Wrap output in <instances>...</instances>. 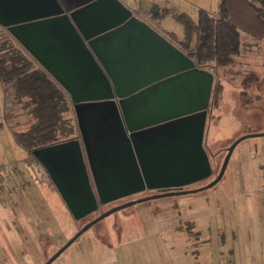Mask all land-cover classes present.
Listing matches in <instances>:
<instances>
[{"label": "water", "instance_id": "water-1", "mask_svg": "<svg viewBox=\"0 0 264 264\" xmlns=\"http://www.w3.org/2000/svg\"><path fill=\"white\" fill-rule=\"evenodd\" d=\"M0 25L57 80L43 62L48 51L34 41L41 39L45 28L68 39L58 46L77 60L69 64H82L86 74L79 78L94 82L67 91L80 137L32 152L76 221L96 212L99 205L212 177L204 141L215 74L199 68L120 0H0ZM248 137L254 136L227 149L219 174L207 186L165 192L107 211L46 264L119 210L213 188L223 179L235 148Z\"/></svg>", "mask_w": 264, "mask_h": 264}, {"label": "rangeland", "instance_id": "rangeland-1", "mask_svg": "<svg viewBox=\"0 0 264 264\" xmlns=\"http://www.w3.org/2000/svg\"><path fill=\"white\" fill-rule=\"evenodd\" d=\"M120 1L140 21L160 22L158 26L180 38L184 28L174 15L197 19L200 9L217 13L220 4V0ZM162 11L168 12L163 18L158 15ZM241 43L237 64L228 69V77L219 76L220 103L213 112L211 108L207 120L205 147L217 155L214 161L210 158L213 175L186 190L207 186L219 174L227 149L254 136L235 148L218 186L119 210L84 232L52 264H262L264 136L258 135L264 133V40L242 32ZM252 73L260 82L251 86L249 103L240 95L241 83ZM73 117L76 124L69 120ZM31 124L11 86L0 81V264H46L100 214L145 197H125L76 221L47 171L15 143L12 132L27 131ZM71 129L79 131L69 109L61 141L74 138Z\"/></svg>", "mask_w": 264, "mask_h": 264}, {"label": "trees", "instance_id": "trees-1", "mask_svg": "<svg viewBox=\"0 0 264 264\" xmlns=\"http://www.w3.org/2000/svg\"><path fill=\"white\" fill-rule=\"evenodd\" d=\"M167 13L162 11L158 15L163 18ZM174 17L182 24L184 37L178 41L176 34L167 32L169 39H173V44L195 61L199 68L218 76L212 96L213 112L220 103L219 96L223 90L219 76L228 77V69L237 64L242 47L241 33L244 32L257 40H264V0H220L217 13L200 9L197 19L188 14ZM0 81L7 88L11 86L14 98L29 112L32 119L27 131L12 132L18 146L32 154L34 150L64 142L59 138L64 114L69 109L74 114L69 94L59 89L50 76L38 71L32 61L26 59L21 52H17L9 42L0 43ZM259 82L255 73L243 79L240 95L246 102H251L249 95L251 86ZM69 120L76 124L74 117ZM69 134H75L76 138L78 132L71 129ZM216 158L215 153V158L211 160L214 161ZM206 190L209 189L197 193Z\"/></svg>", "mask_w": 264, "mask_h": 264}, {"label": "crops", "instance_id": "crops-1", "mask_svg": "<svg viewBox=\"0 0 264 264\" xmlns=\"http://www.w3.org/2000/svg\"><path fill=\"white\" fill-rule=\"evenodd\" d=\"M135 16H137V14H135ZM146 23H148L151 27H153L157 31L159 32L161 31L160 33L165 34L166 37H168V39H169V35H167L166 33L167 32L174 33L173 31H169L167 29H163V27L161 26H158V25H161L160 22L158 23L146 22ZM39 35L41 39H38L37 41H34V42L39 44V46L44 47L48 51V56L47 57L44 56L45 59L43 60V62L49 68L53 69V72H55V74L60 78L59 80L54 78L51 75V73L44 68L42 63H40L16 38H14L8 32L6 28L0 25V43L4 44L6 42H9L10 44H12L14 48L17 50V52H21L25 56L26 59H29L32 61V63L34 64L35 68L38 71L44 72L45 74L50 76L53 79V81H55L59 89L67 92L68 90L81 89L80 87L82 85L94 83V82L88 83V82H85L83 79L79 78L81 75L86 74L82 64L78 62L75 64L73 63L69 64L68 61H77V60H74V58L65 56L64 54L66 53H65L64 47L58 46V45H64L68 43L69 41L68 39L63 38V37H56V35L52 33L49 28H45V32ZM176 38L178 39V41L183 40V38H180L177 35V33H176ZM169 40L173 42V39H169ZM41 49L43 50V48ZM262 235H263V238H262L261 250L264 251V231ZM261 263L264 264V255H261Z\"/></svg>", "mask_w": 264, "mask_h": 264}, {"label": "flooded vegetation", "instance_id": "flooded-vegetation-1", "mask_svg": "<svg viewBox=\"0 0 264 264\" xmlns=\"http://www.w3.org/2000/svg\"><path fill=\"white\" fill-rule=\"evenodd\" d=\"M214 90V89H213ZM213 96V95H212ZM211 104H212V101H211ZM209 114H211L210 113V111H209ZM209 114H208V117H209ZM80 137V134H79V131H78V135L76 136V138H73V139H78ZM72 140V139H71ZM206 149H207V151H208V154H209V156H210V158L211 159H214L215 158V153H213V152H210L211 150L209 149V148H207L206 147ZM201 183V182H200ZM196 184H199V183H196ZM194 185V184H193ZM193 185H191V186H193ZM187 187H190V186H187ZM187 187H183V188H170V189H163V190H154V191H150V190H147V191H145V192H143V193H140V194H138V195H142V194H144V196L145 197H149V196H153V195H159V194H162V193H165V192H179V191H191V189L190 190H186V188ZM204 187V186H203ZM136 195V194H135ZM137 195V196H138ZM145 197H142V198H145ZM138 199H141V198H136V199H134V200H130L129 202H131V201H135V200H138ZM123 199H121V200H119V201H122ZM126 203H128V202H126ZM126 203H123V204H126ZM111 204H113V203H111ZM123 204H121V205H123ZM109 205V204H108ZM120 205V206H121ZM102 206H105V205H99V208H101ZM117 207H119V206H117ZM117 207H115V208H117ZM112 209H114V208H110V209H108V210H106V212L107 211H110V210H112ZM104 213V212H103ZM102 213V214H103ZM102 214H100V215H102ZM99 215V216H100ZM98 216V217H99Z\"/></svg>", "mask_w": 264, "mask_h": 264}]
</instances>
